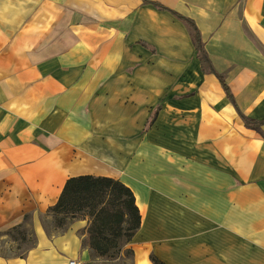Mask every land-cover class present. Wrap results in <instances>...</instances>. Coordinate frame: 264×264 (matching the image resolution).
Listing matches in <instances>:
<instances>
[{"label":"crops","instance_id":"0c3cea01","mask_svg":"<svg viewBox=\"0 0 264 264\" xmlns=\"http://www.w3.org/2000/svg\"><path fill=\"white\" fill-rule=\"evenodd\" d=\"M149 1L0 0V234L34 235L0 264H103L42 223L79 175L133 192L131 264H264V0Z\"/></svg>","mask_w":264,"mask_h":264},{"label":"trees","instance_id":"16d2710c","mask_svg":"<svg viewBox=\"0 0 264 264\" xmlns=\"http://www.w3.org/2000/svg\"><path fill=\"white\" fill-rule=\"evenodd\" d=\"M144 2L151 3L160 10L167 9L156 2L149 0H144ZM178 17L188 26L197 56L201 64L206 66V69H203V71L214 73L203 50V43L196 25L189 18L179 15ZM217 77L221 81L227 97L232 100L230 90L222 76L217 75ZM241 118L245 126L258 131L259 126L264 124V120L257 121L242 114ZM47 213H53L55 216L62 214L63 217L56 218V224L59 227L65 224L67 219L72 222L77 217L76 214L79 213H85L86 216L91 217L92 222L88 230V236L91 241L90 246L100 256L107 253L108 248L104 247V244L106 245V243L114 239L124 237L125 241L129 242L140 224L139 210L135 204V198L131 189L121 181L105 176L79 175L68 178L58 201L48 209ZM30 217V214L26 213L23 222L7 230L5 234L12 235V233L17 232L20 241L24 242L26 240V231L22 230V228L27 224L30 225ZM108 233L112 236V239L109 238ZM12 237L16 241V237ZM33 244L34 235L32 244L25 248L22 253L15 254V256L24 257ZM19 248L17 247V249ZM151 260L154 264H164L153 256H151Z\"/></svg>","mask_w":264,"mask_h":264},{"label":"rangeland","instance_id":"374dc122","mask_svg":"<svg viewBox=\"0 0 264 264\" xmlns=\"http://www.w3.org/2000/svg\"><path fill=\"white\" fill-rule=\"evenodd\" d=\"M76 216L77 217L75 219H86L87 221V225L82 231V234L84 235L83 245L87 249H89L92 259L98 260L99 262L103 264H131L132 263L133 253L130 248H127V244L129 242L125 241L126 239L124 237L114 239L111 242L106 243V245L104 244V247L108 248L106 255L100 256L98 255L97 252L93 251L90 246L91 241L88 236V230L91 225L92 218L89 216H86L85 213H82V214L79 213V214H76ZM61 217H63L62 214H57L55 216V214L53 213L52 214L47 213L46 215L43 216L42 223L44 224L46 230L49 233L60 232L64 230L65 228H67V226L71 222L69 219H67V222L63 224L61 227L57 226L56 218H61ZM22 230L26 231V240L24 242L20 241V239L18 238L19 235L17 234V232L12 233V235H7V238H1V234H0V253L2 255L12 256L15 254H20L25 250V248L29 247L32 244L33 231H32L31 226L27 224L26 226H24V228H22ZM107 235L109 236V238L112 239V236L109 233ZM12 236L16 237V241L13 240ZM17 247H20V248L17 249Z\"/></svg>","mask_w":264,"mask_h":264},{"label":"built area","instance_id":"2783aa9c","mask_svg":"<svg viewBox=\"0 0 264 264\" xmlns=\"http://www.w3.org/2000/svg\"><path fill=\"white\" fill-rule=\"evenodd\" d=\"M69 264H79V263H75L74 261H70Z\"/></svg>","mask_w":264,"mask_h":264}]
</instances>
